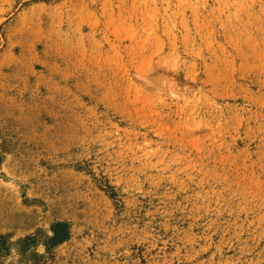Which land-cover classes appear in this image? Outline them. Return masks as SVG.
Returning <instances> with one entry per match:
<instances>
[{"label":"rangeland","instance_id":"obj_1","mask_svg":"<svg viewBox=\"0 0 264 264\" xmlns=\"http://www.w3.org/2000/svg\"><path fill=\"white\" fill-rule=\"evenodd\" d=\"M0 264H264V0H0Z\"/></svg>","mask_w":264,"mask_h":264}]
</instances>
